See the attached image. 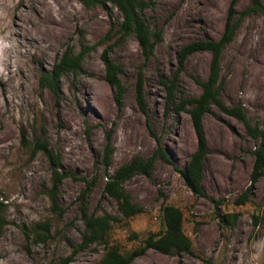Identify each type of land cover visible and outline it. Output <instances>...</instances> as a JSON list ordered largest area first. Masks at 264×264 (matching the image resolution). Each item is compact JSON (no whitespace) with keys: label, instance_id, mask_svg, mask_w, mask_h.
Masks as SVG:
<instances>
[{"label":"rangeland","instance_id":"rangeland-1","mask_svg":"<svg viewBox=\"0 0 264 264\" xmlns=\"http://www.w3.org/2000/svg\"><path fill=\"white\" fill-rule=\"evenodd\" d=\"M47 1L66 17L68 31L61 39L25 45L0 29V203L7 222L0 237V264L18 258L24 264H101L108 246L79 249L83 208L89 214L114 216L109 247L129 253L150 235L165 232L163 209L169 205L183 211L194 255L150 250L132 264H264V173L252 182L254 152L261 140L248 133L244 122L213 106L203 120L209 149L202 182L207 197H196L178 170L197 150L198 137L189 113L177 114L169 105L162 83L177 71L184 46L219 40L229 10L242 12L250 0H150L154 6L144 17L162 35L150 60L135 35H123V15L113 4L106 9L86 7L79 0ZM32 3L0 0V22L7 19L12 32L32 29L26 18L19 28L14 26L17 15L32 11ZM108 48L123 70L125 92L119 102L102 59ZM66 52L83 54V72L64 73L57 96L41 85V78ZM211 60L210 52L188 57L179 76L178 100L202 94L197 80L208 78ZM141 74L147 113L137 101ZM221 77L223 103L242 107L250 123L264 130L263 15L251 14L242 21L223 51ZM23 131L31 144L35 136L44 135L70 174L60 187L62 216L52 211L47 193L53 183L50 163L42 152L33 155L24 145ZM160 146L173 162L157 155L150 177L137 173L124 183L131 201L143 208L126 218L106 194V183L133 158H150ZM247 193L248 201L239 204ZM41 224L50 228L44 238L36 232Z\"/></svg>","mask_w":264,"mask_h":264},{"label":"trees","instance_id":"trees-1","mask_svg":"<svg viewBox=\"0 0 264 264\" xmlns=\"http://www.w3.org/2000/svg\"><path fill=\"white\" fill-rule=\"evenodd\" d=\"M86 7L102 5L109 9V4H113L123 15L121 31L124 36L135 35L146 60H150L154 54L157 44L161 41L160 32H153L147 23L144 12L154 6L150 0H79ZM251 14H261L264 16V0H250V5L242 12H237L234 8L229 10L224 33L219 40L195 41L184 46L179 52V67L169 81L162 79V83L168 92V103L175 107L177 114L186 111L191 116L194 129L198 137V148L191 156L184 169H179V173L185 180L187 187L196 197H207L203 188L204 164L209 153L208 143L205 135L203 120L205 115L212 112L213 106L218 107L224 113L235 117L245 123L248 133L254 139H260L261 145L254 152L255 163L252 172V182L256 183L264 173V130L258 126H253L245 112L240 106L228 107L221 100L223 80L221 77V58L223 51L229 45L245 17ZM110 48L106 49L102 55L106 66L108 83L115 88L117 101H121L125 92L121 75L122 68L110 57ZM199 52H210L212 60L210 73L205 81L197 80L202 87V94L198 97L176 98L178 90L179 76L184 69V64L188 57ZM83 54L74 55L66 52L52 72H45L41 78V85L49 88L55 95H60L59 79L64 73L78 75L83 72ZM137 101L142 112L147 113V103L144 95V80L141 74L137 85ZM155 135L154 132H152ZM23 142L27 147L32 148L33 155L42 152L50 163L53 175L52 188L48 190V196L52 204V211L58 216H62L64 209L59 201L61 183L69 177V173L63 170L61 157L51 149L44 135L35 136L34 143L28 141V136L23 131ZM157 155L169 162H173L170 155L159 147L157 152L150 158H133L129 163L118 169L114 176L108 179L105 192L119 205V210L126 218H133L143 212V208L131 201L130 195L124 190V183L135 174L140 173L147 177L152 175ZM106 166H110V155L106 156ZM248 193L237 202L239 204L248 201ZM86 197V192L83 193ZM214 201V200H213ZM4 204L0 203V237L7 224L4 217ZM85 230L83 240L79 249H87L93 244L108 246V251L101 261V264H132L136 259L144 256L148 251L155 250L165 255H194L193 244L184 230V213L180 208L169 205L163 209V219L166 230L159 235H150L144 243L129 253H123L117 245L109 247V238L116 218L109 213L103 215L89 214L85 208L82 209ZM39 238H44L50 232L48 224H41L37 229ZM207 264H211L207 261Z\"/></svg>","mask_w":264,"mask_h":264},{"label":"bare ground","instance_id":"bare-ground-1","mask_svg":"<svg viewBox=\"0 0 264 264\" xmlns=\"http://www.w3.org/2000/svg\"><path fill=\"white\" fill-rule=\"evenodd\" d=\"M32 1V11L25 12L26 10H24L23 14L17 15L15 21L16 23L14 24V26L19 28L22 18H26L28 21L33 22L34 27L32 29H24L21 33L19 31L12 32L10 25L8 24V20L5 18H3L0 22V29H5L9 35L14 36L16 40L19 42L21 41L22 44L35 41V43L40 46L42 44L47 45L52 41L61 39L68 31L66 17L62 16V13H60V11L47 0ZM23 260L18 258L11 260L10 263L7 261V263L24 264Z\"/></svg>","mask_w":264,"mask_h":264}]
</instances>
